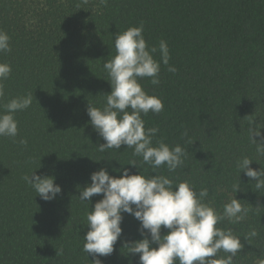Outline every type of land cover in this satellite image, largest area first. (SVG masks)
I'll return each mask as SVG.
<instances>
[{
	"label": "trees",
	"instance_id": "1",
	"mask_svg": "<svg viewBox=\"0 0 264 264\" xmlns=\"http://www.w3.org/2000/svg\"><path fill=\"white\" fill-rule=\"evenodd\" d=\"M141 24L148 46L157 48L154 58L161 59V40L170 53L158 85L139 82L164 106L142 116L146 128L159 130L153 146L185 150L174 172L144 164L126 145L101 152L105 141L87 114L112 90L104 63L116 55V35ZM0 30L11 48L0 52V63L11 66L0 114L12 99L32 94L30 107L14 114L17 136H0V264H92L83 251L86 216L103 197L88 203L79 195L101 168L115 177L123 168L166 176L173 188L187 181L197 193L207 188L203 202L221 214L236 198L248 210L244 220L217 225L241 239L233 264H264V189L237 167L248 157L252 169L264 168L248 133L249 121L264 125V0H0ZM34 171L61 186L54 200L23 179ZM123 216L122 235L113 253L100 257L103 264H139L124 244L143 239L140 225Z\"/></svg>",
	"mask_w": 264,
	"mask_h": 264
},
{
	"label": "clouds",
	"instance_id": "2",
	"mask_svg": "<svg viewBox=\"0 0 264 264\" xmlns=\"http://www.w3.org/2000/svg\"><path fill=\"white\" fill-rule=\"evenodd\" d=\"M87 2V0H85ZM107 0H101L106 3ZM10 37L0 30V52H10ZM116 55L104 63L111 84V92L106 94V104L102 108H87L90 123L105 143L99 150H119L122 145L133 149V155L142 157L144 164L154 169L166 165L174 172L183 164L185 150L176 145L170 147L163 141L153 146V137L157 128H146L142 116L150 111L159 114L163 111L162 100L149 95L143 89L140 80L151 78L153 85L160 83L161 62L168 65L170 53L166 41L159 44L160 61L154 58L156 47H149L143 36V24L130 27L114 39ZM175 72L174 66H169ZM11 66L0 63V98L4 96L3 81L8 79ZM32 94L12 99L4 105L5 113L0 114V136L16 137L18 122L14 114L30 107ZM264 125L249 121V139L256 146L259 155L264 156ZM187 135V133H184ZM22 145L27 144L21 140ZM253 161L244 157L237 167L250 179H254L257 190L264 189V168L254 170ZM129 165L137 167L136 163ZM40 168V167H39ZM118 171H120L118 169ZM23 179L45 201L54 200L62 192L55 178L47 175L31 176ZM91 183L80 192L82 202L91 203L93 196L101 195L92 210L87 214L88 231L84 236L83 251L92 257V264H103L100 257L109 256L114 245L121 237L123 214L132 215L138 222L141 240L125 242L128 253L139 254V264H233V257L242 249L241 239L231 230L217 225L226 218L230 222H240L247 215L239 200L233 198L225 204L223 213L203 200L208 189L197 193L187 182H180L173 188V181L166 176L146 177L130 174L129 168H123L122 175L115 177L106 168L95 171L90 176ZM233 190L238 192L239 185ZM168 229L161 235V229ZM253 230L249 236H256ZM155 245V247L153 246ZM224 252L226 258L217 259V253Z\"/></svg>",
	"mask_w": 264,
	"mask_h": 264
}]
</instances>
